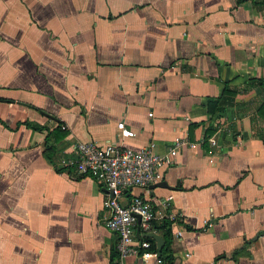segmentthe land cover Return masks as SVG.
<instances>
[{"label":"crops","instance_id":"0c3cea01","mask_svg":"<svg viewBox=\"0 0 264 264\" xmlns=\"http://www.w3.org/2000/svg\"><path fill=\"white\" fill-rule=\"evenodd\" d=\"M224 82L236 91L218 108ZM263 93L264 0H0V264H119L104 185L59 158L85 139L165 154L178 135L158 165L168 185L121 197L179 213L173 258L122 260L264 264Z\"/></svg>","mask_w":264,"mask_h":264},{"label":"built area","instance_id":"2783aa9c","mask_svg":"<svg viewBox=\"0 0 264 264\" xmlns=\"http://www.w3.org/2000/svg\"><path fill=\"white\" fill-rule=\"evenodd\" d=\"M116 125L125 134L133 133L122 119ZM188 142L185 136H175L166 145V153L160 154L155 150L152 139L138 148L116 141L85 139L74 143V153L59 158V164L71 166L79 174H89L104 185L106 195L102 198L103 210L99 221L116 234L115 249L119 264H125L122 257L126 254L160 259L156 248L151 247V242L142 233L154 230L153 223L163 219H169L171 225L179 213L172 211L168 203H164V207L153 205L138 193L124 201L121 197L128 186L144 187L158 180V165L171 160L179 147ZM173 233L177 235L180 230L177 228Z\"/></svg>","mask_w":264,"mask_h":264},{"label":"trees","instance_id":"16d2710c","mask_svg":"<svg viewBox=\"0 0 264 264\" xmlns=\"http://www.w3.org/2000/svg\"><path fill=\"white\" fill-rule=\"evenodd\" d=\"M235 91H236V88H233V87L229 86L227 84V82H224L221 94L218 96H209L208 97V103L211 101H215L218 108H221L224 104L231 103L232 96L234 95ZM256 113L261 115L264 118V93L262 95V99H261L259 105L256 108ZM27 122L30 123L34 127H40L39 125H37L35 123L29 122V121H27ZM59 125L60 124H57L53 128L52 132L48 131V133L46 134L45 142H44V154L46 155V157H48L51 160H52L51 152L54 150L55 144L52 141H50V136L54 135L55 137H60L63 135V129ZM214 128H215V124L208 123L204 128L205 134L210 133ZM254 132H256L255 129H254ZM262 138H264V136H262ZM54 165L57 169L61 168L60 166L56 165L55 162H54ZM169 224H170L169 219H163L159 222H154L152 225V228L155 231L160 232L164 237V241H163V243L160 247V250H159V256L161 258H163V262L171 261L173 258L171 251L169 249V246H168L169 240H170V234H171ZM188 227H191V226H188ZM144 238L148 239L151 242V247H153V248L155 247V241L152 237L144 236ZM112 263L116 264L114 262H112Z\"/></svg>","mask_w":264,"mask_h":264},{"label":"water","instance_id":"95a60500","mask_svg":"<svg viewBox=\"0 0 264 264\" xmlns=\"http://www.w3.org/2000/svg\"><path fill=\"white\" fill-rule=\"evenodd\" d=\"M155 185L167 186L168 184H166V182H165L163 179H158V180H156V181L151 182V183L148 184V186H150V187H153V186H155ZM128 187H130V186H128ZM128 187H127V188H128ZM138 218H139V217H138V215H137V219H138ZM136 234L139 235L137 229H136ZM142 234H144V235H146V236H149V237H152V238L154 239V241H155L156 253L159 254L160 247H161V245H162V243H163V238H162V236H161L158 232H156V231H154V230H146V231H144Z\"/></svg>","mask_w":264,"mask_h":264}]
</instances>
